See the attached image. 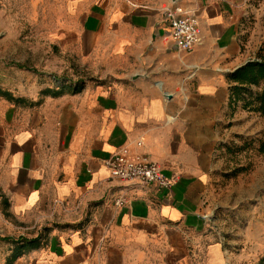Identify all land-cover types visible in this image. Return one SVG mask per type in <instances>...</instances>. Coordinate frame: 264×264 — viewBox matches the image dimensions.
<instances>
[{"label": "crops", "instance_id": "obj_1", "mask_svg": "<svg viewBox=\"0 0 264 264\" xmlns=\"http://www.w3.org/2000/svg\"><path fill=\"white\" fill-rule=\"evenodd\" d=\"M241 4L68 0L55 49L74 63L104 65L113 80L66 79L40 88L32 102L0 96V194L14 215L62 202L86 219L13 264H194L208 239L215 126L233 117L231 76L248 63ZM167 7L198 18L192 52L173 40ZM47 89L62 92L45 96ZM124 146L159 163L173 187L112 177L106 162ZM206 247L209 264L223 258L219 245Z\"/></svg>", "mask_w": 264, "mask_h": 264}, {"label": "rangeland", "instance_id": "obj_2", "mask_svg": "<svg viewBox=\"0 0 264 264\" xmlns=\"http://www.w3.org/2000/svg\"><path fill=\"white\" fill-rule=\"evenodd\" d=\"M67 3L0 0L1 90L32 102L46 85L67 80L77 86L91 81L106 85L113 80L104 65L74 63L55 49ZM239 11L240 39L247 61H257L264 55V0H242ZM248 89L255 96L264 90V82ZM231 110L233 117L217 122L214 130V168L204 205L208 239L194 264H209L206 245L213 243L219 245L217 254L223 253L216 264H259L264 259V117L243 109L242 103ZM218 116L223 113L217 112ZM61 203L14 215L0 194V264H8L14 241L23 238L46 244L55 234L75 230L85 221V214L68 210Z\"/></svg>", "mask_w": 264, "mask_h": 264}, {"label": "built area", "instance_id": "obj_3", "mask_svg": "<svg viewBox=\"0 0 264 264\" xmlns=\"http://www.w3.org/2000/svg\"><path fill=\"white\" fill-rule=\"evenodd\" d=\"M164 19L168 22L173 40L181 51L192 52L200 43L199 20L191 12L181 7H167ZM138 146L142 145L139 141ZM111 176L121 181L136 182L141 186L156 185L169 190L172 180L162 166L145 156L136 155L128 146L120 148L106 162ZM125 200H118L123 205Z\"/></svg>", "mask_w": 264, "mask_h": 264}, {"label": "trees", "instance_id": "obj_4", "mask_svg": "<svg viewBox=\"0 0 264 264\" xmlns=\"http://www.w3.org/2000/svg\"><path fill=\"white\" fill-rule=\"evenodd\" d=\"M232 87L230 90V107L236 109L239 103L242 107L250 112H256L264 117V90L255 96L249 91V87L259 85L264 82V55L260 56L257 61H251L236 70L231 76ZM62 91H55L47 89L43 91L45 96H58ZM0 96L15 102H24L23 98H15L14 94L9 91L0 89ZM264 152V144L261 147ZM9 206L8 202H5ZM3 240H11L10 238H3ZM14 241V240H13ZM39 240L19 239L14 241L15 247L11 257L8 259V264H13L19 257L31 249L39 247ZM264 264V259L259 262Z\"/></svg>", "mask_w": 264, "mask_h": 264}, {"label": "water", "instance_id": "obj_5", "mask_svg": "<svg viewBox=\"0 0 264 264\" xmlns=\"http://www.w3.org/2000/svg\"><path fill=\"white\" fill-rule=\"evenodd\" d=\"M139 76H135V79H137Z\"/></svg>", "mask_w": 264, "mask_h": 264}]
</instances>
